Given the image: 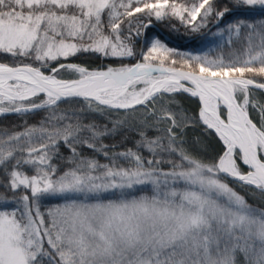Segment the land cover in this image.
Returning a JSON list of instances; mask_svg holds the SVG:
<instances>
[{"label":"snow or ice","instance_id":"6c2138e0","mask_svg":"<svg viewBox=\"0 0 264 264\" xmlns=\"http://www.w3.org/2000/svg\"><path fill=\"white\" fill-rule=\"evenodd\" d=\"M11 117L0 264H264V0H0Z\"/></svg>","mask_w":264,"mask_h":264},{"label":"trees","instance_id":"16d2710c","mask_svg":"<svg viewBox=\"0 0 264 264\" xmlns=\"http://www.w3.org/2000/svg\"><path fill=\"white\" fill-rule=\"evenodd\" d=\"M177 27H179V25H177ZM149 32L159 33L161 38L164 39V41L168 44L169 47H175L180 51H192L195 53L197 51L206 50V48L208 47L207 44H202L199 36H197L196 34L187 33L183 30V28H180L179 33H176V32H172L169 26H166L165 24H159L149 29ZM101 62L102 61L99 60L95 61V63H101ZM11 122H18V121H16L15 117H11L8 120L0 123V127L6 126Z\"/></svg>","mask_w":264,"mask_h":264}]
</instances>
